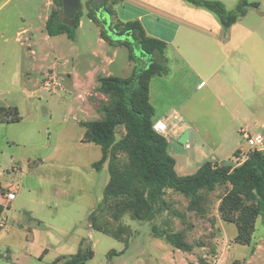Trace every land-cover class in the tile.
Returning <instances> with one entry per match:
<instances>
[{
  "label": "rangeland",
  "instance_id": "rangeland-1",
  "mask_svg": "<svg viewBox=\"0 0 264 264\" xmlns=\"http://www.w3.org/2000/svg\"><path fill=\"white\" fill-rule=\"evenodd\" d=\"M90 1H80L82 25L69 38L66 32L47 37L42 18L57 4L52 9L48 0H0V107H16L22 117L19 124L0 129V166H16L19 188L23 175L34 185L30 193L21 188L15 197L7 223L13 252L7 254L0 247V264H53L80 250L93 252L85 264H211L216 256L219 264H264V214L257 220L252 246L235 244L236 226L222 222L223 229L219 227L217 203L224 187L208 195L211 204L204 216L189 212L188 200L175 193L166 194L165 200L183 220L162 214L147 223L124 216L127 245L89 226V215L102 199L109 174L107 167L102 171L91 167L100 160L101 150L82 143L80 124L99 121L100 108L108 103V96L92 91L96 77L111 73L127 78L133 69L127 46L114 54L111 45L100 43V21L96 18L94 23L88 16ZM113 7L107 3V8ZM251 18L257 20L253 14ZM112 41H126L140 57L131 33ZM47 75L57 80L59 89L44 88ZM8 133L13 137L7 139ZM179 152L188 163L190 152ZM27 210L34 212L36 221L26 215ZM156 225L168 233H182L192 251L182 253L153 238L151 227ZM29 243L32 248L27 250Z\"/></svg>",
  "mask_w": 264,
  "mask_h": 264
},
{
  "label": "trees",
  "instance_id": "trees-1",
  "mask_svg": "<svg viewBox=\"0 0 264 264\" xmlns=\"http://www.w3.org/2000/svg\"><path fill=\"white\" fill-rule=\"evenodd\" d=\"M110 1L115 5L121 0H103L108 17L113 15V10L107 8ZM185 1L214 14L225 29L243 17L247 9L258 6L257 3L240 0L233 11H228L216 0ZM56 4L58 8L52 10L46 22V32L49 36L66 32L69 38H74L71 31L79 25L82 17L80 8L71 17H66L62 0ZM88 16L98 22L93 9ZM115 30L131 33L144 65L135 67L127 78H99L97 92L109 98L108 103L100 108L102 118L80 124L84 129L82 143L94 144L101 150V158L92 164V168L99 171L106 164L109 174L102 199L89 215V226L93 231L127 245L129 238L128 229L122 223L124 216L147 223L162 214L183 220L184 217L165 200L168 190L188 200L189 212L204 216L211 204L208 195L224 187L217 208L220 220L236 226L235 244L251 247L257 220L264 214V154L248 151L240 160V153L236 152L234 159H238L239 165L233 164L232 160L223 165L206 162L194 174L178 176L165 137L152 129L154 110L148 97L150 80L167 73L166 44L148 37L139 22L115 25ZM101 37L110 41L104 28ZM125 45L129 49V59L138 62L139 58L135 57L131 46ZM21 121L16 107H0V124ZM118 133H121L119 138ZM151 233L177 250L192 251L193 247L184 241L182 233H168L159 225L152 226ZM92 257L91 250L85 253L80 250L73 256L57 259L53 264H85Z\"/></svg>",
  "mask_w": 264,
  "mask_h": 264
},
{
  "label": "crops",
  "instance_id": "crops-1",
  "mask_svg": "<svg viewBox=\"0 0 264 264\" xmlns=\"http://www.w3.org/2000/svg\"><path fill=\"white\" fill-rule=\"evenodd\" d=\"M216 1L233 11L240 0ZM248 2L258 6L247 9L246 14L228 29L214 14L185 0H121L114 5L109 20L113 35L106 31L111 42L101 37L104 27L98 26L100 43L111 45L114 54L127 42L112 41V37L119 38L128 33L116 31L115 25L139 22L148 37L166 44L167 73L150 80L148 97L154 110L153 121H164L168 126L165 137L168 152L175 160V172L180 177L194 174L206 162L218 165H223L226 160L234 162L236 152L250 151L246 136L260 135L264 140V3ZM55 4V0L47 2L52 9ZM44 14L42 20L46 27L50 13ZM252 14L257 20L250 19ZM81 25L80 19L77 29ZM47 37L56 36L47 33ZM139 58L141 66L128 58L129 64L133 65L132 72L136 65L138 68L144 65V60ZM107 74L105 77L113 76ZM101 77L95 80L98 82ZM98 86L99 82L92 91H97ZM87 96H91L90 92ZM10 125L14 124H0V129ZM3 131L8 132L6 128ZM185 131H189V150L179 142ZM12 135L8 133L6 138H12ZM12 149L8 147L10 153ZM179 149L190 152L188 163ZM261 152L264 154V150ZM106 167L105 164L99 171ZM19 172L13 164L0 166V223L3 215L6 220L0 227V247L7 254L13 252L9 242L11 228L7 223L16 198L8 204L4 192L16 183ZM26 177H21L17 195L21 188L29 193L34 189L32 181H26ZM168 193L174 192L168 190ZM7 205L9 211H4ZM25 213L31 220H37L33 218V211ZM219 227L222 228V221ZM29 245L27 250L32 248V243ZM6 258L10 257L6 255Z\"/></svg>",
  "mask_w": 264,
  "mask_h": 264
},
{
  "label": "built area",
  "instance_id": "built-area-1",
  "mask_svg": "<svg viewBox=\"0 0 264 264\" xmlns=\"http://www.w3.org/2000/svg\"><path fill=\"white\" fill-rule=\"evenodd\" d=\"M46 77L47 78L44 81V88H46L48 90H57V89H59L60 85H59V83H57V80L55 81V79L52 78L49 75H47ZM152 129H153V131L156 134L161 135L163 137L167 136V133H168V130H169L167 124L164 121L154 122V124L152 126ZM245 139H246V142H247V144H248V146L250 148V151H255L256 150V151H260L261 152V151L264 150V140H263V138L260 135H257L255 137L246 136ZM184 148L187 149V150L190 149V145L188 144V142L184 144ZM245 154L246 153H240L239 154V157H240L239 159L243 160L245 158ZM233 161H234L233 164L239 165L238 159H233ZM18 189H19V186L17 184H14V185L8 186V188L5 190L4 197H5V199H6L8 204L15 199V197L17 195V192H18ZM4 209H5L4 211H8L9 210L8 205ZM3 216H4L3 221H5V215H3ZM3 221H1L0 227H2L4 225ZM226 248H229V247L226 246ZM219 263H220L219 256H216L213 259L211 264H219Z\"/></svg>",
  "mask_w": 264,
  "mask_h": 264
},
{
  "label": "water",
  "instance_id": "water-1",
  "mask_svg": "<svg viewBox=\"0 0 264 264\" xmlns=\"http://www.w3.org/2000/svg\"><path fill=\"white\" fill-rule=\"evenodd\" d=\"M102 2L103 0H93L91 3V9L95 10V12L97 13V18L100 21L101 25L104 28H107V32L110 35H113L114 31L110 27V22L108 20L107 12L103 8L99 7V4ZM79 8H80V0H62L63 14L66 17H71ZM188 141H189V131H185L180 136L179 142L184 145Z\"/></svg>",
  "mask_w": 264,
  "mask_h": 264
},
{
  "label": "flooded vegetation",
  "instance_id": "flooded-vegetation-1",
  "mask_svg": "<svg viewBox=\"0 0 264 264\" xmlns=\"http://www.w3.org/2000/svg\"><path fill=\"white\" fill-rule=\"evenodd\" d=\"M92 1H93V0H91V1L89 2V7H90V9H91V3H92ZM99 7H100V8H103L104 10L106 9V8H105L106 6H105L104 2L100 3V4H99ZM94 11H95V10H94ZM95 13H96V12H95ZM96 14H97V13H96Z\"/></svg>",
  "mask_w": 264,
  "mask_h": 264
}]
</instances>
